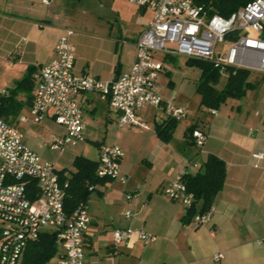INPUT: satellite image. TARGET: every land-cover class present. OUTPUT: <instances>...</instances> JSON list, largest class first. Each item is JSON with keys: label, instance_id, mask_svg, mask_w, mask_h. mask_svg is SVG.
Wrapping results in <instances>:
<instances>
[{"label": "crops", "instance_id": "obj_1", "mask_svg": "<svg viewBox=\"0 0 264 264\" xmlns=\"http://www.w3.org/2000/svg\"><path fill=\"white\" fill-rule=\"evenodd\" d=\"M127 4L146 17L133 34L126 36L130 43L115 39L111 30L106 36L85 33L81 29L85 12H81V18L72 19L69 0H54L50 6L40 0H5L4 9H0V59L9 72L8 82L0 92L9 91L11 95L16 90L12 110L5 119L24 134L29 148L36 152L41 147L49 152L46 157L59 176L71 177L75 159L83 155H73V170L67 172L61 161L69 160L63 158L69 153V146L52 150L46 145L66 133L54 121L52 112L37 126L22 121V117L32 116L31 104L38 85L36 73L54 59L57 42L68 29L73 31L70 40L75 48L76 74H91L112 82L129 72L135 59V44L148 27L152 13ZM30 72V85L19 87ZM161 75L158 88L164 102L187 109V116L177 121L168 142L160 139L157 132V127L169 119L162 111L148 107L139 112L138 119L150 126L147 130L121 129L119 114L108 98L97 93L76 96L85 123V139L78 145L85 148L89 137L100 129L104 128L107 134L114 130L112 144L105 143L106 139L95 141L98 159L94 161L99 162L101 146L117 145L125 153L121 171L128 177L126 184L105 178L90 188L87 205L91 225L84 238L89 246L86 259L97 261L95 255L101 253L105 259L120 258L124 264L128 258H133L135 264H218L214 255L222 252L223 264H264V114L251 113L244 106L247 95L226 108L228 99L218 109L201 106L198 95L197 113L188 123L191 115L186 100L176 93L175 83ZM195 124L207 135L202 147L186 134ZM30 135L40 140L38 149ZM258 154L260 158L256 157ZM209 155L224 161L226 179L211 208V220L197 226L193 220H184L187 208L169 200L164 190L179 173L195 174L201 170ZM125 192L136 193L130 220L124 217ZM130 228L143 229L156 240L148 245L139 240L115 241V230Z\"/></svg>", "mask_w": 264, "mask_h": 264}, {"label": "built area", "instance_id": "obj_2", "mask_svg": "<svg viewBox=\"0 0 264 264\" xmlns=\"http://www.w3.org/2000/svg\"><path fill=\"white\" fill-rule=\"evenodd\" d=\"M53 1L40 0L44 6ZM124 1L152 13L148 27L135 44V59L129 72L112 82L91 74H76L75 48L70 40L73 31L68 29L57 42L54 59L36 73L38 85L31 104L32 116L22 117V121L37 125L52 112L56 124L66 129L63 137L46 144L52 150L84 141V115L76 100L81 93L108 98L119 114L121 129H149L146 121L138 119L139 112L148 107L176 121L185 118L187 109L165 103L159 92L158 80L165 70L162 58L208 60L222 73L226 67H234L264 74V0H252L230 17L209 16L194 0ZM226 41L230 46L224 51ZM9 95V91L0 92V101ZM192 136L198 147L207 139L199 128ZM124 156L117 145L101 146L98 176L126 184L128 177L121 171ZM184 175L179 173L164 194L188 209L194 197L183 182ZM30 181L35 185L30 186ZM64 187L54 164L29 148L18 127L0 116V264H21L28 244L45 234H56L58 238L57 264H98L87 260L85 254L84 238L91 225L88 205L80 204L72 214L67 213ZM135 197L136 193H124L127 220L134 216L131 205ZM211 216V210L197 214L193 222L205 225ZM114 238L118 243L139 240L145 245L156 240L143 229L131 228L115 230ZM224 259L222 252L214 255L218 264H223Z\"/></svg>", "mask_w": 264, "mask_h": 264}, {"label": "trees", "instance_id": "obj_3", "mask_svg": "<svg viewBox=\"0 0 264 264\" xmlns=\"http://www.w3.org/2000/svg\"><path fill=\"white\" fill-rule=\"evenodd\" d=\"M198 6H202L209 16L220 15L230 17L240 8L252 0H194ZM187 64L197 66L201 69L196 92L201 97V106L218 109L228 99L241 100L247 92L256 88L250 77L253 72L244 68L226 67L227 79L222 88L220 84L221 74L211 61L202 59H187ZM264 81V77L262 79ZM31 83V72L22 81L19 87L28 86ZM18 89V88H17ZM0 101V116L6 118L12 110L14 103V93ZM7 120V119H6ZM178 122L174 119H167L157 127V132L165 142L172 139ZM200 127L198 124L192 125L186 131L187 136L192 137L193 131ZM203 130V128H200ZM204 131V130H203ZM74 168L71 177L60 176V182L65 191V210L72 214L80 204H87L90 188L95 186L105 178L97 174L99 162L83 156H78L74 161ZM63 176V177H62ZM226 179V165L223 160L215 155H209L203 168L195 174H185L183 182L187 190L194 197L191 207L186 211L184 220L190 222L194 217L203 215L211 210L217 196L223 189ZM30 186L35 182L30 181ZM60 247L56 234H45L38 241L30 242L26 248L21 264H48L53 258L59 255Z\"/></svg>", "mask_w": 264, "mask_h": 264}, {"label": "rangeland", "instance_id": "obj_4", "mask_svg": "<svg viewBox=\"0 0 264 264\" xmlns=\"http://www.w3.org/2000/svg\"><path fill=\"white\" fill-rule=\"evenodd\" d=\"M69 3L70 15L72 19L81 18V12H85L84 25L81 27V29L85 33L106 36L111 30L110 32L112 36L121 42L130 43V40H126V36L133 34L134 31L138 29V26L142 24V21L146 19L144 15H141L137 12L135 7L125 3L122 0H69ZM4 6L5 0L0 3V9H4ZM147 15H150V13H147ZM229 46L230 42L226 41L222 47L225 51ZM124 57L125 56L123 55V58ZM162 61L165 65V71L161 76L166 80L173 81L175 83V91H177L176 93L180 94V97L186 100L191 115L190 118L187 119V122L189 123L190 121H192V115L195 116V113H197L196 109L199 103L198 94L196 93V87L201 76V69L197 66L187 64V59L183 57H174L173 59L162 58ZM252 72L253 75L250 77V79L253 83L256 84V88L248 91L244 106L247 107L251 113L259 112L261 114H264V81H262L264 74L255 71ZM8 76L9 72L5 68V62L0 59V88L8 82ZM226 79L227 74L224 70V73L221 74L220 84L218 86L219 89L222 88V86L226 82ZM235 101L236 100L230 99L228 101V105H226L225 107L228 108L231 104H236ZM104 130V128L100 129L97 135H94L93 137L90 136L85 148L81 149V145H78L76 147L69 146L66 148L67 152L69 151V153L63 158H69V160L66 162H62L64 161L62 160L61 163L62 166L66 168L67 172L73 170V165L71 162L73 155L79 154L87 157L88 159H98V149L95 141L98 140L100 142H103V140L106 139L105 143H113V141L115 140L114 130H110L108 132L109 134L104 133ZM31 137L33 138V136ZM42 139H47L45 141H48V137L46 136H42ZM33 140L35 144L34 147L38 149L40 140H38L37 138H33ZM40 148L36 152L44 160L50 162L49 158L46 157L49 152L46 151V149ZM70 154L71 156H69ZM88 249L89 246L86 244L85 253ZM95 258L99 262V264H124L123 262L119 261L122 260L120 258H112L111 260L105 259L101 253L96 254ZM135 262L136 261L133 258H128L126 264H135ZM48 264H57V257L53 258Z\"/></svg>", "mask_w": 264, "mask_h": 264}]
</instances>
